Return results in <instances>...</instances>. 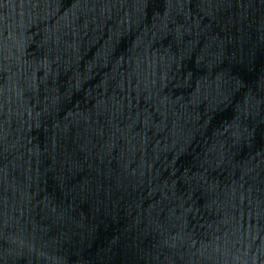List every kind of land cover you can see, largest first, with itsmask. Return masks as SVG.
<instances>
[{
    "label": "water",
    "instance_id": "95a60500",
    "mask_svg": "<svg viewBox=\"0 0 264 264\" xmlns=\"http://www.w3.org/2000/svg\"><path fill=\"white\" fill-rule=\"evenodd\" d=\"M0 264H264V0H0Z\"/></svg>",
    "mask_w": 264,
    "mask_h": 264
}]
</instances>
